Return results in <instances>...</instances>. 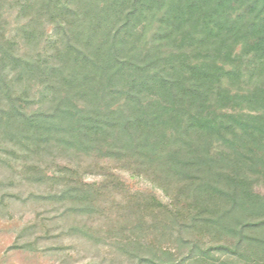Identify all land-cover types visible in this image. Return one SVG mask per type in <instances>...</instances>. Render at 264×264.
Masks as SVG:
<instances>
[{"label": "trees", "instance_id": "16d2710c", "mask_svg": "<svg viewBox=\"0 0 264 264\" xmlns=\"http://www.w3.org/2000/svg\"><path fill=\"white\" fill-rule=\"evenodd\" d=\"M1 2L0 165L22 159L31 196L88 220L110 204L139 264H264V0H19L26 50ZM61 155L106 173L84 182Z\"/></svg>", "mask_w": 264, "mask_h": 264}, {"label": "rangeland", "instance_id": "374dc122", "mask_svg": "<svg viewBox=\"0 0 264 264\" xmlns=\"http://www.w3.org/2000/svg\"><path fill=\"white\" fill-rule=\"evenodd\" d=\"M18 1L3 0L1 14L7 36L17 39L21 50H26L19 37V27L23 20L18 16ZM51 32L52 27L48 26V38ZM57 161L67 167L79 169L87 183L99 182L102 179L100 174L106 171L91 166L93 163L90 160L72 155H61ZM15 162L17 165L13 167L0 165V264H139L132 254L133 248L125 250L117 245V240L123 239L122 237L114 231L110 235L106 232L108 224L115 227V208L107 204L106 215L93 220L66 213L64 205H54L31 196L44 194L45 185L26 183L21 172L23 160L17 159ZM103 167L110 169L128 192L152 195L164 203L169 201L158 187L144 178L133 177L112 163L103 164ZM47 174L52 175L51 171ZM256 191L264 192V181L259 182ZM84 224L100 227L97 237H93L95 239L76 231L75 227L80 228ZM165 233L167 229H160L156 235L160 239ZM171 244L170 251L174 252L176 245Z\"/></svg>", "mask_w": 264, "mask_h": 264}]
</instances>
